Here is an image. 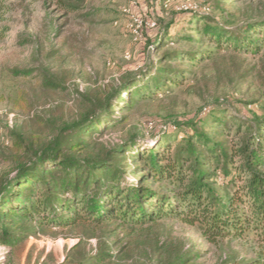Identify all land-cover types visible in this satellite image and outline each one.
Wrapping results in <instances>:
<instances>
[{
    "label": "trees",
    "instance_id": "trees-1",
    "mask_svg": "<svg viewBox=\"0 0 264 264\" xmlns=\"http://www.w3.org/2000/svg\"><path fill=\"white\" fill-rule=\"evenodd\" d=\"M180 24L197 38H177ZM160 39L210 43L214 50L167 54L116 86L78 94V116L47 142L41 134L26 142L17 136L12 146L22 156L16 157L12 175L0 179V246L15 249L52 231H74L82 241L179 222L197 228L209 243L251 235L264 247V116L242 122L216 101L217 112L208 120L210 110L172 122V130L149 142L137 133L115 146L101 141L128 113L181 88L215 53L258 55L264 49V18L231 27L192 12L170 22L152 47ZM261 82L264 86V77ZM254 103L261 105V99ZM44 124L54 128L50 120ZM114 248L115 243H98L82 264L106 263ZM196 257L179 254L167 264H190ZM223 264H264V256Z\"/></svg>",
    "mask_w": 264,
    "mask_h": 264
},
{
    "label": "rangeland",
    "instance_id": "rangeland-1",
    "mask_svg": "<svg viewBox=\"0 0 264 264\" xmlns=\"http://www.w3.org/2000/svg\"><path fill=\"white\" fill-rule=\"evenodd\" d=\"M192 12L237 27L263 19L264 0H0V179L12 175L16 157L22 156L12 146L15 138L26 142L41 134L42 142H47L78 116L82 106L78 94L116 86L167 54L214 50L210 43L181 39L169 43L160 39L158 47H152L162 29ZM176 32L177 38H197L182 24ZM262 77L264 49L258 55L215 53L193 69L181 88L128 113L126 121L101 141L115 146L137 133L149 142L163 130H172V122L192 120L210 110L204 117L208 120L217 112L216 101L224 102L227 114L242 122L264 116ZM258 99L261 105L254 103ZM102 242L116 246L113 258L103 264H167L179 254L197 255L190 264L264 256V247L251 235L209 243L197 228L160 222L129 236L116 232L109 238L99 235L82 241L74 231L38 234L15 249L0 246V264H82Z\"/></svg>",
    "mask_w": 264,
    "mask_h": 264
},
{
    "label": "built area",
    "instance_id": "built-area-1",
    "mask_svg": "<svg viewBox=\"0 0 264 264\" xmlns=\"http://www.w3.org/2000/svg\"><path fill=\"white\" fill-rule=\"evenodd\" d=\"M182 9L187 10L188 8H187V6H183ZM133 24L135 25V29H138L139 26H136V22H133ZM132 25H131V27H132ZM136 32H137L136 30L133 31V33H135V34H136Z\"/></svg>",
    "mask_w": 264,
    "mask_h": 264
}]
</instances>
